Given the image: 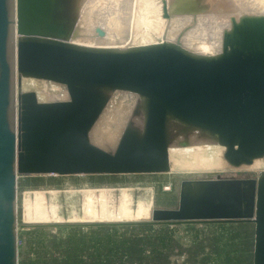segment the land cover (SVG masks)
<instances>
[{"label":"water","instance_id":"water-1","mask_svg":"<svg viewBox=\"0 0 264 264\" xmlns=\"http://www.w3.org/2000/svg\"><path fill=\"white\" fill-rule=\"evenodd\" d=\"M160 3L166 21L191 17L195 23L198 15L227 12L218 0ZM68 4L0 0V264H17L19 176L167 173L168 149L182 145L186 131L205 134L223 147L230 167L264 158V15L230 17L220 51L202 56L181 44L192 24L174 42L125 50L70 43ZM95 33L104 36L98 27ZM22 78L61 85L67 98L39 102L35 92L18 90ZM114 92L135 94L139 102L108 150L95 145L90 133ZM196 182L205 185L204 195L190 212L184 209L189 201L183 190L189 182H182L178 208L153 210L151 222L58 226L251 223L252 264H264V171L256 181ZM243 184L252 193L248 213L239 216ZM225 185L236 194L221 195L218 189Z\"/></svg>","mask_w":264,"mask_h":264},{"label":"rangeland","instance_id":"rangeland-1","mask_svg":"<svg viewBox=\"0 0 264 264\" xmlns=\"http://www.w3.org/2000/svg\"><path fill=\"white\" fill-rule=\"evenodd\" d=\"M85 1L71 0L70 22H73V33H77L74 27H78L80 31L88 30V32L79 33L77 36L79 38L75 36L76 38L72 40L98 48L119 49L121 46L120 50L161 43L157 38L154 41L134 45H127V43L117 45L116 43L117 47L115 43H113L114 46L111 43L108 45L101 43L102 40H99L94 33L95 28L100 27L106 33L109 31L106 29L107 26L98 22L97 13L93 12L91 15V9L88 8L91 0L87 3ZM108 1L104 3H110V0ZM84 3L87 4L86 7ZM123 3L125 2H121ZM131 6H134V3ZM79 12H81L80 16ZM250 15H264V13ZM230 17L237 20L239 16H228ZM215 23L211 26L206 21L195 22L196 27L191 28L184 35L183 47L193 54L216 55L221 48L218 44H221L222 32L229 28L230 23L220 22L217 25ZM187 24L182 26L174 24L170 31L169 42H174L180 30ZM145 31L147 30L142 28L141 32L146 33ZM89 36H92V39L88 40ZM24 79L26 78L21 79L20 89H18L21 92H35L42 102L63 98L62 88L58 85L36 81L38 84L31 86ZM108 101V109L110 108L111 112L117 111L119 117L126 115L127 122L133 115L139 98L131 93L114 92L108 97ZM120 101L121 103H118ZM118 104L121 105L120 109ZM122 105L123 108H121ZM108 116L109 119H107ZM108 116L104 118V124H109L111 127L115 124V117L111 114ZM259 173L234 170L226 174L193 175L186 172H167L128 175L19 176L16 180L17 264H252L254 225L251 223L175 226L152 224L120 227H59L58 225L117 223L98 221L94 217L101 204L112 212H116L123 204L134 212L139 202L145 203L144 205L151 213L157 209L176 210L179 205L182 182L201 181L215 176H220L223 180L256 181ZM39 200L47 216L51 215L49 222H35L31 219L36 202ZM151 213L148 219L121 221V223L151 222Z\"/></svg>","mask_w":264,"mask_h":264},{"label":"bare ground","instance_id":"bare-ground-1","mask_svg":"<svg viewBox=\"0 0 264 264\" xmlns=\"http://www.w3.org/2000/svg\"><path fill=\"white\" fill-rule=\"evenodd\" d=\"M87 1L88 0H86L85 2L87 3ZM102 1L101 0H93V2H92V0H91V3H90L91 5L88 8L91 9V15L93 12L97 13L96 18H97L99 23L104 24L105 27L107 26L106 29L109 31V32H107L108 34L106 33V31L102 30L106 34L104 33L105 35L101 38L97 36L99 40H102L101 43H104L107 45L109 43H111V44L115 43V46H116V43H117V45H118V43H121L124 45H126L125 43H127V45L142 44V43H146L148 41H154L156 38H157L158 42H162V41L169 42V39L171 38L170 31H171V28L174 24H179L180 26H182L184 24H187V22L189 21L187 25L192 24V28H195L197 25V24L195 25V23H192L191 17H175V18L170 19L169 21L163 20L161 18L160 0H140V1L136 0V2L134 0H132L133 2L131 0H123L125 2L123 4H121V2H123L121 0H110V3H104V2H106V0L103 3H102ZM138 1L140 2V4L138 3ZM86 3H84L85 7L87 5ZM133 3H134V6H131V5H133ZM144 3L146 4V6H144L145 5ZM219 3L221 6H223L225 8V10H227V12L225 14H223V15H212V14L211 15L210 14L198 15V16H196L195 22L206 21L209 25L213 26V23H215V22H217V23H215L216 25L220 22L221 23L229 22L228 16L238 17V16L243 15V14H249L250 15V14H254V13H256V14L264 13V0H219ZM120 4L123 6L121 7ZM68 5L70 7L69 8V14L71 15V13H72L71 12V10H72L71 9L72 8L71 7L72 6L71 0H69ZM84 5L82 6L83 8H84ZM128 5H129V7H128ZM142 5L145 8H143ZM82 7H81V9H83ZM73 9H74V6H73ZM80 13L81 12H79V16H80ZM112 17H113V19H112ZM223 17H225V18H223ZM209 25H207V26H209ZM72 27H73V25H72ZM80 27H82V26L80 25ZM142 28L147 30V31H145L146 33L141 32ZM74 29L77 31V33L76 32L73 33V29H72L73 34H71L69 42L73 43V44H77V45H82L85 47H91L88 45H84L83 42H78V41L72 40L73 38L75 39L77 36H79V33L88 32V30L83 29L80 31L78 27L77 28L74 27ZM94 33H95V31H94ZM184 35L181 37V44L184 40ZM77 38H79V37H77ZM87 38H88V40H89V38L92 39V36H89ZM127 40H129V41L126 42ZM220 45L221 44H218V46H220ZM92 46H94V45H92ZM113 46H114V44H113ZM182 46H183V44H182ZM119 47L118 48L121 49V46H119ZM92 48H98V47H92ZM114 48L107 47V48H101V49H114ZM24 80H27V82L31 86H35V84L37 83L36 81H38V80L27 79V78ZM47 83H50V82H47ZM50 84L57 85L54 83H50ZM58 86H60L62 88L61 92L63 93V96H62L63 98H60V100H66L67 95H66L64 87L61 85H58ZM36 96H37L38 101L42 102L39 100L38 94H36ZM54 96H57V95H54ZM58 97H56V98L58 99ZM109 101H111V100H109ZM121 101H123L122 97H121ZM121 101L118 103H121ZM118 105H119V109H120L121 105L120 104H118ZM127 106H128V104H127ZM121 108H123V105ZM116 112H114V110L111 112L110 108L108 109V106H106V108L102 112L100 118L98 119V121L96 122V124L94 125V127L92 128V131L90 133V139L95 145L109 150L110 148H113V146L116 144L121 130L123 129L125 124L128 123V121L126 122V119H127L126 115H123L125 117H123V116L119 117V113L118 112L116 113ZM124 113H126V112H124ZM128 113H129V110H128ZM108 114L109 115L111 114L112 117L113 116L115 117L114 118L115 124H112L111 127L109 124H106V123L104 124V121H105L104 118L106 116H108ZM131 117L129 119H131ZM107 119H109V116ZM111 119H113V118H111ZM118 120H120V121H118ZM111 123H113V122H111ZM182 135H183V137L180 138V141H181L180 143H182V145H180V144H177V145L175 144L173 146L171 145L168 149V157H169V171L168 172H186V173H192V175H193V174H202V173H207V174L208 173L209 174L225 173L226 174V173L234 171V170H244L246 172L264 171V158L256 159L250 165H243V166H240L238 168H233V167H230L229 165H227L226 162L222 158V153L224 151L223 147L217 145L214 142V140H212L209 136H207L205 134H201L197 131H186ZM177 141H179V140H177ZM218 178H220V176L219 177L215 176V177L210 178V179L214 180V179H218ZM234 180H236V179H234ZM235 188H237V187H234V189ZM204 189H205V185L202 188L201 183H198L196 181H192V182H189L188 184H185L183 190H184V194L186 196H188L187 200L189 201V203H188V205L184 204L185 206H187V208H184V207L183 208L189 212L192 211L193 210V204L196 203V201H198L199 199H201L203 197ZM231 189L232 188H228L225 185V188H221L218 190L221 191L220 192L221 195L227 197V196H234L236 194L237 191L235 192L234 190H231ZM238 192H240L242 206H241L240 211H238L236 213H239V216H243V215L248 213V201H249L250 194L252 193V188H250L249 185L243 184V185L238 187ZM91 193H92V191H91ZM104 193H106V192H104ZM224 194H226V195H224ZM101 200H103V199H101ZM140 200H141V198H140ZM37 202H36V207L34 208L35 210H34V213H33V216L31 217V219L35 222L36 221L44 222V223L49 222L51 220L49 218L51 215L47 216L45 210L43 209L44 206L41 205L40 200ZM62 203H63V201H62ZM144 204L139 202V204L137 205L136 210L134 212H131L128 209L126 204L121 205L116 212H112V211L108 210V208H106V206L104 204H101L99 207L100 209L98 210V212L95 214L94 217L98 221L117 222V223H121V221H129V220L138 221V220L148 219L151 212L149 211L147 206ZM64 207H65V205H64ZM63 211H64V208H63ZM83 211H82V213H83ZM76 212H78V211H76ZM88 220H89V218H88Z\"/></svg>","mask_w":264,"mask_h":264}]
</instances>
